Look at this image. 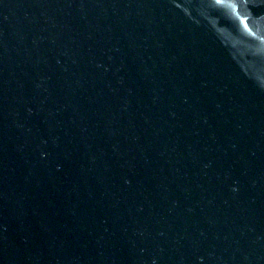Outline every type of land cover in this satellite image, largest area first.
Segmentation results:
<instances>
[{
  "label": "water",
  "instance_id": "water-1",
  "mask_svg": "<svg viewBox=\"0 0 264 264\" xmlns=\"http://www.w3.org/2000/svg\"><path fill=\"white\" fill-rule=\"evenodd\" d=\"M0 264H264V0H0Z\"/></svg>",
  "mask_w": 264,
  "mask_h": 264
}]
</instances>
